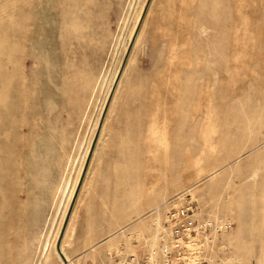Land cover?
Instances as JSON below:
<instances>
[{
	"label": "rangeland",
	"instance_id": "obj_1",
	"mask_svg": "<svg viewBox=\"0 0 264 264\" xmlns=\"http://www.w3.org/2000/svg\"><path fill=\"white\" fill-rule=\"evenodd\" d=\"M28 1L11 62L25 77L0 111V264H63L55 233L97 131L61 239L71 264L158 251L167 206L230 219L218 264H264V0Z\"/></svg>",
	"mask_w": 264,
	"mask_h": 264
},
{
	"label": "built area",
	"instance_id": "obj_2",
	"mask_svg": "<svg viewBox=\"0 0 264 264\" xmlns=\"http://www.w3.org/2000/svg\"><path fill=\"white\" fill-rule=\"evenodd\" d=\"M164 221L158 251L127 253L115 264H218L220 234L230 227L229 218L215 221L196 206H167Z\"/></svg>",
	"mask_w": 264,
	"mask_h": 264
},
{
	"label": "bare ground",
	"instance_id": "obj_3",
	"mask_svg": "<svg viewBox=\"0 0 264 264\" xmlns=\"http://www.w3.org/2000/svg\"><path fill=\"white\" fill-rule=\"evenodd\" d=\"M12 1L15 3L14 4L15 6L11 9V12L8 15H6V19L8 18L9 19L8 22L10 23V30H9L10 32H8V33H10L11 39H9V37H10L9 34H7L8 37L4 38V36H2L0 39V111L1 112H9L14 108L15 102L13 101V96L11 93L14 90V85L12 84V82L14 80V77H16V74L20 73L22 77H25L24 70L20 66H18L17 68L12 67L11 62H13V60H14V58L12 56L13 51L14 50L16 52L21 51L20 39L23 37V23H22V21L21 22L18 21L15 17V15H17L18 18L20 16L19 14H16V11H18L21 8L20 7L17 8V7L19 5L23 6V4H27L29 1L28 0H12ZM1 29H2V25H1V21H0V31H1ZM12 36H13V39H12ZM5 115H7V113H5ZM13 121H14V116L8 114L5 121L0 122V127L9 126L8 129L3 130V134L1 136L8 134L9 130L13 127ZM86 171H87V169H86ZM77 182H78V180H77ZM79 190H80V188H79ZM157 217H155V218L157 219ZM59 229H60V227L57 229V231L55 233L54 242L56 241ZM151 241H153V239H151ZM60 246H61L62 251H63V242L62 241L60 243ZM46 256H48V253H46ZM59 256H60V254H59ZM65 256H66V261L62 260L64 262L63 264H71L70 259L67 257L66 253H65Z\"/></svg>",
	"mask_w": 264,
	"mask_h": 264
},
{
	"label": "water",
	"instance_id": "obj_4",
	"mask_svg": "<svg viewBox=\"0 0 264 264\" xmlns=\"http://www.w3.org/2000/svg\"><path fill=\"white\" fill-rule=\"evenodd\" d=\"M132 42V41H131ZM131 45V44H130ZM130 49V46L128 47V50H127V53ZM97 137H98V131L95 133L93 139H92V142H91V145H90V148H89V151L87 153V156H86V159H85V162H84V165H83V168H82V171H81V174H80V177L78 179V182H77V185H76V188L74 190V193H73V196H72V199H71V202H70V205L68 207V210L66 212V216L64 217V220H63V223H62V226H61V229L59 231V234H58V237H57V240H56V250L58 251V253L60 254L61 258L66 261V256L65 254L62 252L61 250V247H60V243H61V239L63 237V234H64V230H65V227H66V224L68 222V218L70 216V213H71V210H72V207H73V203L75 201V198L78 194V191H79V188H80V185L82 183V180H83V177L85 175V172H86V169L88 167V163L90 161V157L92 155V152H93V149H94V146H95V143H96V140H97Z\"/></svg>",
	"mask_w": 264,
	"mask_h": 264
},
{
	"label": "crops",
	"instance_id": "obj_5",
	"mask_svg": "<svg viewBox=\"0 0 264 264\" xmlns=\"http://www.w3.org/2000/svg\"><path fill=\"white\" fill-rule=\"evenodd\" d=\"M87 224L85 225L87 228H92V227H96V224L95 223H88V222H86ZM87 231V230H86ZM85 232V231H84ZM83 232V233H84ZM105 237V234H98V233H95V232H93L92 231V233H91V231H90V233L88 232V234H85V235H83L82 236V238H83V241L82 242H84V241H86V242H88V243H92L93 245L92 246H96V247H99V245L97 246L96 244L99 242L100 243V241L103 239ZM56 252H57V250H56ZM64 252V251H63ZM58 253V252H57ZM66 252H64V254H65ZM67 254V253H66ZM59 255V254H58ZM99 256V255H98ZM68 257V256H67ZM100 257H101V254H100ZM64 263V262H63ZM99 264H106L105 262H103V260L102 259H100L99 260Z\"/></svg>",
	"mask_w": 264,
	"mask_h": 264
}]
</instances>
